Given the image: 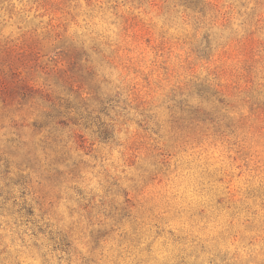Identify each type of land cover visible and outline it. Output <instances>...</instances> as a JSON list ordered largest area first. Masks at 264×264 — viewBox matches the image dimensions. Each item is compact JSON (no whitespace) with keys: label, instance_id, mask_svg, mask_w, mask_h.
I'll list each match as a JSON object with an SVG mask.
<instances>
[{"label":"clouds","instance_id":"obj_1","mask_svg":"<svg viewBox=\"0 0 264 264\" xmlns=\"http://www.w3.org/2000/svg\"><path fill=\"white\" fill-rule=\"evenodd\" d=\"M0 264H264V0H0Z\"/></svg>","mask_w":264,"mask_h":264}]
</instances>
